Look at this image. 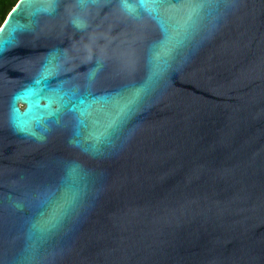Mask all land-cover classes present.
I'll return each mask as SVG.
<instances>
[{
  "label": "water",
  "instance_id": "water-1",
  "mask_svg": "<svg viewBox=\"0 0 264 264\" xmlns=\"http://www.w3.org/2000/svg\"><path fill=\"white\" fill-rule=\"evenodd\" d=\"M0 264H264V0H18Z\"/></svg>",
  "mask_w": 264,
  "mask_h": 264
},
{
  "label": "trees",
  "instance_id": "trees-1",
  "mask_svg": "<svg viewBox=\"0 0 264 264\" xmlns=\"http://www.w3.org/2000/svg\"><path fill=\"white\" fill-rule=\"evenodd\" d=\"M18 0H0V25Z\"/></svg>",
  "mask_w": 264,
  "mask_h": 264
}]
</instances>
